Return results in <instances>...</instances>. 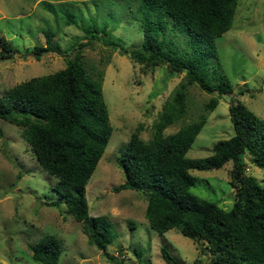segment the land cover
<instances>
[{
    "label": "rangeland",
    "instance_id": "obj_1",
    "mask_svg": "<svg viewBox=\"0 0 264 264\" xmlns=\"http://www.w3.org/2000/svg\"><path fill=\"white\" fill-rule=\"evenodd\" d=\"M145 8L144 0H0V36L14 49L9 57L0 54V95L30 76L62 68L77 48L92 78L101 73L112 132L86 184V197L89 213L106 215L114 234L107 250L102 251L88 242L82 223L64 202L50 204L58 198L52 187L56 177L38 163L21 128L0 119V264H44L32 258L30 249L44 233H53L62 241L57 264H170L162 256L163 246L179 264H191L195 258L206 262L212 257L202 241L183 235L177 227L164 232L153 229L144 215L145 191H114L124 180L119 149L139 126L140 136L151 138L163 102L180 81L186 80L183 71H173L167 63L147 66L121 51L120 47L131 49L142 44L143 20L149 15L165 21V30L158 36L165 49L172 48L180 55L189 53L191 45L182 24L158 9L146 12ZM65 10L73 12L77 22L67 24ZM89 24L99 30L94 38L84 31ZM45 27L54 32L53 41L61 48L35 58L32 46L44 45ZM215 43L232 91L222 93L209 110L206 104L217 92L188 84L184 114L164 130L172 132L204 118L186 153L189 157L210 154L214 141L234 133L228 110L231 100H241L264 119V0H237L231 27L216 37ZM209 62L214 66L216 59ZM243 161L245 171L263 184L264 168L247 156ZM231 164L190 169L197 177L190 190L229 209L233 203Z\"/></svg>",
    "mask_w": 264,
    "mask_h": 264
},
{
    "label": "trees",
    "instance_id": "obj_2",
    "mask_svg": "<svg viewBox=\"0 0 264 264\" xmlns=\"http://www.w3.org/2000/svg\"><path fill=\"white\" fill-rule=\"evenodd\" d=\"M144 3L146 12L158 9L180 22L191 49L185 55L172 48L165 49L158 40L159 33L165 30V21L151 19L149 15L143 20L142 44L131 49L120 47L147 66L167 63L171 70L183 71L186 80L180 81L172 96L163 102L151 138L144 140L139 126L119 149L118 162L124 180L114 191L123 188L145 191L144 215L153 229L164 232L177 227L183 235L202 241L212 257L206 262L195 258L191 264H264V183L245 171L243 161L247 156L264 168V119L241 100H231L228 110L234 133L217 139L210 154L198 157L186 153L204 118L164 132L184 114L188 84L196 83L207 92H217L206 104L209 110L217 105L222 93L232 91L218 60L215 39L231 27L237 0H144ZM64 14L67 24L77 22L73 12L65 10ZM49 28H42L44 45L32 46L35 58L44 51L61 48L53 41L54 32ZM84 31L93 38L99 32L95 24H89ZM102 31L106 33L105 29ZM0 42V54L11 56L14 52L11 42L2 36ZM79 50L66 59L62 68L30 76L8 88L0 95V119L21 128V135L38 163L56 177L52 187L58 198L50 204L64 202L82 223L88 242L106 251L114 239L112 223L104 214L89 213L86 184L107 145L112 125L103 97L101 73L92 78ZM212 57L216 59L214 66L209 62ZM228 161L232 162L233 203L225 209L190 190L197 179L190 169L218 168ZM30 249L33 259L57 264L62 241L53 233H44ZM161 251L166 262L179 264L167 248L163 246Z\"/></svg>",
    "mask_w": 264,
    "mask_h": 264
}]
</instances>
